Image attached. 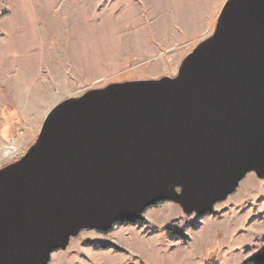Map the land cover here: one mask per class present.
I'll list each match as a JSON object with an SVG mask.
<instances>
[{
    "label": "water",
    "instance_id": "obj_1",
    "mask_svg": "<svg viewBox=\"0 0 264 264\" xmlns=\"http://www.w3.org/2000/svg\"><path fill=\"white\" fill-rule=\"evenodd\" d=\"M249 172L264 178V0H226L175 76L63 99L0 167V264H48L162 200L209 213Z\"/></svg>",
    "mask_w": 264,
    "mask_h": 264
},
{
    "label": "rangeland",
    "instance_id": "obj_2",
    "mask_svg": "<svg viewBox=\"0 0 264 264\" xmlns=\"http://www.w3.org/2000/svg\"><path fill=\"white\" fill-rule=\"evenodd\" d=\"M225 1L0 0V167L12 161L8 148L28 150L63 99L111 82L175 76L213 33ZM143 217L147 223L84 229L48 264H243L264 251V178L247 173L209 213L186 214L162 200Z\"/></svg>",
    "mask_w": 264,
    "mask_h": 264
},
{
    "label": "trees",
    "instance_id": "obj_3",
    "mask_svg": "<svg viewBox=\"0 0 264 264\" xmlns=\"http://www.w3.org/2000/svg\"><path fill=\"white\" fill-rule=\"evenodd\" d=\"M128 222H140V223H147V220L145 217L141 216L139 219H128L125 220ZM169 231L170 232H174L176 233L178 236H180L181 238H183L184 240L188 239V236L180 229H176V230H172V228L169 227ZM103 248H114L117 251H123V248H121L120 246H117L115 244L112 243H103L102 244ZM213 261V262H211ZM206 263L208 264H218V260L217 259H213V260H208ZM243 264H264V251H261L259 253L254 254L253 256H251L249 259H247L246 261L243 262Z\"/></svg>",
    "mask_w": 264,
    "mask_h": 264
},
{
    "label": "built area",
    "instance_id": "obj_4",
    "mask_svg": "<svg viewBox=\"0 0 264 264\" xmlns=\"http://www.w3.org/2000/svg\"><path fill=\"white\" fill-rule=\"evenodd\" d=\"M24 154V151L18 150L16 148H8L4 151L5 158H10L11 160H15L20 158Z\"/></svg>",
    "mask_w": 264,
    "mask_h": 264
}]
</instances>
